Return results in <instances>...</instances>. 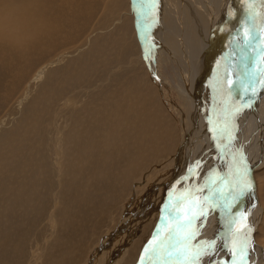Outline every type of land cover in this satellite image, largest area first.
<instances>
[{"label": "bare ground", "instance_id": "6f19581e", "mask_svg": "<svg viewBox=\"0 0 264 264\" xmlns=\"http://www.w3.org/2000/svg\"><path fill=\"white\" fill-rule=\"evenodd\" d=\"M54 1L5 0L2 2L0 4V40L4 41L5 44L7 42L9 47L13 48L14 51L15 48L21 51H30L35 46L34 49L40 51L42 54L53 51L65 37L67 39H77L82 32L79 30L80 25L77 27L78 30L76 29V31L80 32L72 31L73 33L71 35L69 33V36L66 34V36L60 37L62 31L60 28H65L66 23L69 25L70 20L58 11L53 13L52 18L48 17L47 10L50 11L51 9L47 6ZM95 1L84 0L82 2L85 5L84 7L90 6L92 8ZM105 1L109 2V0ZM143 1H146L144 8L147 6L148 9V13L145 16H147L148 21H151V30L150 28L144 30V34L146 37L149 36L153 39V56L158 52V46L165 47V51L162 50V53L168 59V66L175 64L176 69L174 75H180L185 79L183 86L179 89L183 91V96L181 95V100L180 98L175 99L176 105L178 106H173L174 99L171 104L172 108L169 107L168 103H162L168 109H172L171 113L173 115H180L179 121H176L177 119L175 117L171 119L167 113L168 111L159 106L154 99L156 91L158 94H161V91L163 94L162 97L165 98L167 93L165 87L169 86V82L162 76L158 84L154 83L152 81L153 79L151 80V84H149L147 78L142 76L138 71V74L130 71L133 74H130L131 76L129 74L125 75L122 77L124 80L117 79L118 76L115 71L122 69V72L126 73L129 67L120 68L119 62L114 59L113 48L107 46L108 48L105 47L107 48L105 50L106 57L104 55L101 56L102 61L103 59L107 61L106 68L110 67V69H106L111 72V74H107L108 76H106L108 77V81L104 78V81L110 82V85L106 88V93H93L90 99L79 108L78 118H76L79 120L77 130L72 131L73 133L71 135L69 134L70 137L65 139L67 140L64 145V155L66 156L63 160L70 167L80 164L81 170L79 171L82 173L81 176H89L91 174V176H96L100 180H104L106 175H113L112 179L115 185L119 180H123L127 184L130 182L131 184L136 183V186L140 190L145 186V190L140 197H138L139 191L136 193L135 190L131 192L129 197L131 200H133V197L138 198V200L144 198L142 202L147 203L151 208H155L157 214L161 216V219L158 223L157 230L153 231V235L155 236L152 239V243L156 245L154 247L155 254H150L148 257L147 255L149 254H146L144 251V255H141L142 259L140 260V264H264V245L263 247L258 245L255 237V231L259 223L264 221L262 205L257 200L259 199L257 196L259 184H257L255 178V170L264 164V0H210L213 5L207 0H151V3H148L149 0ZM75 2L78 5L79 1L75 0ZM161 5L163 7L159 10V6ZM67 6L69 7V5ZM213 6L216 8V12ZM28 11L30 13L27 15L26 12ZM134 12L137 18H139L140 12H138L137 6H135ZM86 13L87 9H84V14L87 15ZM141 15L143 16V12H141ZM156 21H159L157 27L155 26ZM139 24L140 21L137 25ZM37 37L41 38V40H37ZM141 42L145 45L144 49L149 53L150 45L147 43V39L142 37ZM66 43H74V41ZM68 48L70 49V47ZM75 48L77 47L75 46ZM94 54L96 53L87 55L90 56V59L96 58L97 60L98 57H94ZM141 56L140 54V61H142ZM8 59L10 60V57ZM177 59L184 67H178ZM61 60L59 61L61 62ZM1 61L5 63L3 60ZM55 61L54 56L50 62ZM98 62L96 61V63ZM89 66L91 65L89 64ZM31 67L32 65H30ZM98 68L97 70H99ZM100 70L104 72L103 67ZM44 71L45 69L42 67L36 75L32 76L34 77L33 81H37V79L43 77ZM24 79L26 80L25 77ZM28 79L27 81H29ZM69 79L72 81V78ZM25 80L24 82L27 83ZM67 81L70 82L69 80ZM99 82L98 77H93V85ZM60 83L62 82L60 81ZM27 84L29 85V83ZM29 87L31 88V86ZM15 89L14 92L17 91ZM168 89L170 93L176 96L177 93L174 94L175 90L171 85ZM66 90L69 91L68 89ZM4 96L6 97V95ZM36 98L34 99L37 100ZM178 99L180 100V106H183L182 111L178 109L180 108ZM40 102L39 100L36 103ZM51 102L53 103L54 101ZM34 105L36 106L37 104ZM165 106L163 107L166 108ZM32 108L30 107L29 109ZM35 122L38 121L35 120ZM176 124L180 129L179 133L177 132V136L174 134V139L177 140L179 138L178 144L170 139ZM30 126L32 128H29L32 131L34 127L33 123H30ZM20 134L21 132L18 135ZM81 134L83 141L81 155L71 156L74 150V143L76 142L74 140L80 137ZM58 144L60 146V142ZM175 144L177 146H174ZM4 150L6 149L0 148L1 156L4 155ZM165 151L172 158L166 159L164 157L166 156ZM53 152L51 151V153ZM59 154L61 155V153ZM54 157L56 159L57 156ZM237 159L239 160L237 161ZM150 167H155L156 171V174L152 178L146 176V172L150 170ZM0 172L2 171L0 170ZM139 173H141V179H139ZM36 177L33 173V176L30 178L35 180ZM75 178L71 181H75ZM53 180L55 183L59 181H56L54 178ZM121 182L119 181V183ZM66 183L68 182L66 181ZM89 183L90 179H87L86 186ZM79 184L82 185V183ZM72 185L70 188L72 189L70 190L72 191L71 195L76 197L74 196L75 189L72 188ZM2 190L0 191L2 192ZM79 192L77 197L80 195ZM43 197H40V199ZM56 197H58V194ZM149 198H155L156 204L151 203V199L149 200ZM43 199L44 201L41 199L42 201H38L39 203L36 205L41 211L46 208L44 206L45 198ZM49 201L52 206L51 200ZM21 205L23 207L25 206V204ZM77 205L79 204L76 203ZM12 206H10L12 209L14 207L16 208V206ZM26 206L28 207V205ZM31 206L34 207L33 204ZM91 208L90 206L89 209ZM92 209L95 211L94 208ZM30 226L33 225L29 224ZM33 228L31 227V230ZM17 230H20V228ZM25 232L28 231L26 230ZM33 238H35L34 235ZM41 238L40 240H42ZM37 242L39 241L37 240ZM147 258H149V261H147Z\"/></svg>", "mask_w": 264, "mask_h": 264}, {"label": "rangeland", "instance_id": "374dc122", "mask_svg": "<svg viewBox=\"0 0 264 264\" xmlns=\"http://www.w3.org/2000/svg\"><path fill=\"white\" fill-rule=\"evenodd\" d=\"M4 1L5 0H0V4ZM78 1L79 2L77 5L76 4L77 2H75V0H70V1L55 0L54 2L48 4L47 6V7H50L51 9L50 11L47 10L48 17L52 18L54 15L53 13L58 11L60 12V14H62L64 17L70 20V24H69L70 26H69L66 23V19H65V23H66L65 28H62V27L60 28V30H62L60 37L66 36V34L67 36H69V33L71 35L73 32L82 31L77 37V39H67L65 37V39L60 43L61 45L59 44L58 47L55 48L53 51L49 53L48 52L42 53V54L40 51L34 49L35 46L32 47L30 51L29 50L21 51L20 49H16V48L14 51L13 48L9 47L7 42H6L7 44L6 45L4 41L0 40V91H1L0 100L2 99L0 101V124H1L0 125V139H1L0 148L6 149L4 150V155L3 156L0 155V158H1L0 170L2 171L0 172V182H1L0 190H2L3 188L2 192L0 191V260L1 259L3 260V261L1 260L2 262L0 261L1 264H140V260L142 259V256L144 255L145 252L146 254H149L147 255L148 257L150 256V254H155L154 247L156 245L152 243V239L155 236L153 235V231L157 230L159 226L158 223L161 219L160 218L161 216L157 214V210L155 208H151V206L147 205V203L142 202V199L144 201V198H141L138 200V198L133 197V200H131V198L129 197L131 192H133L134 190L136 193L139 191L138 197H140L141 194L145 190V186L142 190H140L136 186V183L131 184L130 182L127 184L123 180H119L120 182L121 181L124 182L123 184H121L122 182L119 183L118 181L115 185L114 180L112 179L113 175H106L104 180H100V178L99 177L97 178L96 176H91V174L89 176H81L82 173L81 171H79L81 170L80 164L70 167L69 165L65 164V160H63L65 159V156H66L64 155L65 154L64 145L67 142V140L65 139H68L70 135L75 130H77V126H78L77 123L79 122V120L76 118H78L77 115H78L79 108H81V106L88 99H90L93 93H96V92L106 93L107 92L106 88H108V86L110 85V82L109 83L107 82L108 77L106 76L111 74V72L106 70V69H110V67L106 68L107 61L105 59H103L102 61L101 55H104V56L106 55L105 50L109 46L113 48L114 59L119 62V67L120 68L129 67L128 69L129 72L127 71L126 73H123L122 69L121 70L119 69L120 71L119 70L115 71V73L117 72L116 73L118 76L117 79L124 80L122 77H124L127 74L131 76L133 73L138 74V72H140L142 76H145L147 78V82L149 84H151L152 79L154 83L158 84L159 79L162 76L169 82V86L171 85L172 88L175 90L174 94L177 93L176 96L170 93L168 89L169 86H168V87H165L166 88L165 91L167 92L165 95V98L162 97L163 94L161 91H160L161 94H158V92L156 91L155 93L156 95L154 94V99L159 106H161L164 110L168 111L166 112L170 115V118L173 119L175 117L177 119V120L175 119L176 121H179L178 119H180V115H176V116L173 115V113H171L172 109H168L164 104L168 103L169 107H171L172 100L174 99L173 106H178L176 105L175 99L180 98L181 100V95L183 96V91H180L179 89H181V87L183 86L185 79H183L180 75L179 76L174 75L175 69H176L175 64H171L170 66H168V59L164 55V53H162L163 52L162 50L165 51V47L161 45L158 46V52L156 53L155 56H153L152 54L153 39L149 36L146 37L144 34V30H147L148 28L151 27V21H148L146 18L147 16H145L148 13L147 6L144 8V3L146 1L144 2L143 0H118V1L109 0L108 2L105 0H96L92 8H90V6L84 7L85 5L82 2L84 0H81V2L80 0ZM207 1L211 2L210 0H207ZM68 3H70L71 5ZM148 3H151V0H149ZM211 4L213 5L212 2ZM67 5H69V7ZM135 6L138 7V12H140L139 18H137V16L135 15V12H134ZM161 7H163V5L159 6V10L161 9ZM84 9H87V13H86L87 15L84 14ZM213 9L215 10V12L217 11L214 6H213ZM141 12H143V16L141 15ZM29 13L30 11L26 12L27 15ZM74 21H76L77 23ZM139 21H140V24L137 25ZM158 22L159 21H156L155 23L156 27L158 26ZM61 23H62V20H61ZM79 25H80V29H79L80 31H76ZM142 37H145L147 39V43L150 45L149 53H147V51L144 49L145 45L143 44V42H141ZM37 40H41V38L37 37ZM71 41H74V43H69V44L66 43V42H71ZM115 43H116V46H115ZM74 45L77 48H75ZM68 47H70V49ZM134 47L137 49H135ZM100 48L103 49L104 51L101 50ZM7 51H8V54H7ZM92 53H96L94 54V57H98L97 60L96 58L94 59L93 57H92L93 59H90V56L88 55H91ZM140 54L142 55L141 56L142 61L139 60ZM36 55L38 56L40 60L37 58ZM54 56H55L56 63L55 62L51 63L50 62L51 58ZM9 57H10V60L8 59ZM1 60H3V62L5 63H2ZM59 60H61V62ZM81 60L83 61V63ZM86 60H88V62H86ZM8 61L10 62L8 63ZM24 61H26L27 63ZM91 61L93 62V64ZM96 61H99V62L96 63ZM123 61H125L124 63L126 65L123 63ZM78 62H79V65H78ZM177 63H178L179 68L184 67L182 63L178 61V59H177ZM89 64L91 66H89ZM30 65H32L31 68H30ZM9 66H11L12 68ZM15 66L17 67L15 68ZM23 66H26V67L23 68ZM42 67H44L46 71V72L44 71L42 75L44 78L41 77L37 79V81H33L34 77L32 76L36 75L42 69ZM97 67H99L98 68L99 70H97ZM102 67L104 68V72L100 70L102 69ZM131 67L132 69H130ZM71 69H73L74 71ZM9 71L11 74L9 73ZM130 71L133 73L131 74ZM23 74L28 75V76H24ZM79 75L82 76L83 78L81 77L82 78L81 79ZM7 77H10V78H7ZM24 77L26 78V80L24 79ZM93 77H98L100 80L98 84H101V85H98V84L93 85L92 83ZM27 78H29L28 79L29 81H27ZM69 78H72V81ZM78 78L80 79L78 80ZM104 78L107 81H104L105 80ZM18 79L19 81H17ZM30 79H31V82H30ZM52 79L53 80L55 79V80L53 81ZM73 79L75 80L77 79V80L75 81ZM24 80L27 81L29 85L26 82H24ZM67 80H69L71 83L68 82ZM60 81L62 83H60ZM22 83L23 84L26 83V84L23 85ZM55 83H57V85H55ZM68 84L69 86H67ZM26 85L28 87L31 86V88L33 86V88L32 89L30 87L28 88ZM23 86L26 88H24ZM45 88L47 89L46 91H45ZM64 88L68 89L69 91H67L66 89L64 90ZM14 89L15 91L16 90L17 91L14 92ZM41 89L43 90L41 91ZM80 89L81 91H79ZM71 92L72 94H70ZM3 94L6 95V97ZM8 94L11 97L12 96L13 97L11 98ZM3 97L4 99L5 98L6 99L4 100ZM51 97L53 98L51 99ZM34 98H36L37 100H35ZM54 98L55 100H53ZM10 99L11 101H9ZM39 100L41 102L36 103ZM180 100L178 99V104L180 107L178 109L182 111L183 106H180ZM50 101H54V102L50 103ZM34 104H37V105L35 106ZM66 106L67 108H65ZM163 106H165L166 108H164ZM30 107L31 108L35 107V108L34 109L32 108L33 109L32 110V109H29ZM27 110L29 111V113ZM66 110H68V112H66ZM21 119L23 121L26 120L24 122L25 125ZM73 119L74 120L76 119V120L74 121ZM35 120L38 122H35ZM41 122H43L44 124ZM19 123H21L20 126L22 125L21 128L19 126ZM30 123H33L34 125L32 131H34L35 134L30 129L32 128L30 126ZM72 123H73V126H72ZM179 131H180L179 126H177L176 124L170 136V139L174 140L176 144L179 143V140H178L179 138H177V140L174 139V134L177 136ZM20 132L22 135L21 134L18 135ZM24 134L26 136H28L29 134V136L26 137ZM60 134H61V137H60ZM35 138L38 139L36 142H35L36 140ZM56 138H58L59 140ZM77 139L74 140L76 141L74 143L75 151L73 150V153L71 156L81 155V150L83 146L82 134ZM5 142L6 144H4ZM59 142L62 148L59 146L58 144ZM16 143H19L20 145ZM61 143L63 144L61 145ZM3 144L4 146L2 147ZM54 144H55V148H54ZM56 144L59 146V148ZM176 144L174 146H177ZM52 146H53V149H52ZM56 147L58 148V150L59 149L60 150L58 151ZM47 148L49 149V151ZM50 150L52 152L53 151L55 152L51 153ZM58 152L61 153V155ZM165 155L166 156L164 157H166V159L172 158V156L169 155L167 151H165ZM52 156L53 158H51ZM54 156H57L56 159ZM60 162L63 165H61ZM52 165H55V166H52ZM37 166H40V167H37ZM149 169L150 170L146 172L147 173L146 176H148L149 178H152L156 174L155 167H150ZM77 171H79L80 173L78 172L79 173L78 174ZM33 173L35 174V177L37 176L35 180H32L30 178L33 176ZM140 176H141V173H139V179H141ZM53 178L56 181L58 180L59 181L55 183ZM73 178H75V181L74 180L71 181ZM255 178H256L257 184H259L258 191H257V196L259 199L257 200H259L262 205V213L264 216V164H262V166H259V168L257 167V169L255 170ZM87 179H90V183L88 184V186H86ZM66 181L69 184L66 183ZM72 183L74 186L72 185ZM79 183H82V185ZM98 184H100L101 186ZM71 185H72V188L75 189L74 196L76 197H73V195H71V192H72L70 191L72 190L70 189ZM64 188L66 191L64 190ZM78 192L80 194L79 195L80 199L79 197H77ZM56 193L58 194V197H56L57 196ZM59 195H61L62 197L61 196L59 197ZM92 195H94L95 197ZM46 196L48 197L46 198ZM40 197L45 198L44 206L46 208L45 210H42V211L38 209V206H36L37 203H39L38 201L40 202L42 200L44 201V199L41 198L42 199L41 200ZM48 199L51 200L52 206L50 205V201ZM93 199L94 201H92ZM150 199L151 198H149V200ZM73 201H76V202H73ZM137 201L139 202L136 203ZM7 202L9 203L10 206L14 205L16 206L17 209H20V210L17 211V209L14 206H12L14 207L13 209H16V210H13L8 205ZM76 203L79 205L76 206ZM97 203L99 204L97 205ZM151 203L156 204L155 198L151 199ZM21 204L23 205L25 204L24 206L25 208ZM32 204L34 207L31 206ZM26 205H28V207ZM80 205L81 207L83 205L85 207L83 206L84 208L83 207L81 208ZM90 206L94 208L95 211H93L92 208L89 209ZM49 210L50 212H48ZM42 218H45V219H42ZM49 219L50 220L53 219V220L50 221ZM28 223L33 226L29 227ZM262 223H264V221L259 223V226L257 227V230L255 231L256 232L255 237H256V241L258 245H261L263 247L264 245V224L262 225ZM31 227L32 228L36 227V228H33L32 230L34 229L35 230L32 231ZM19 228L20 230H17ZM23 229L25 231L27 230L28 232H25ZM39 232L40 233L42 232L44 235L42 233L40 234ZM84 232L87 234H85ZM32 234L34 235L36 239L33 238ZM40 238L42 240H40ZM112 238L114 239L113 241H112ZM37 240L39 242H37ZM26 243L29 245H27ZM65 247L66 248L68 247L69 249L68 248L66 249ZM117 250L119 251L117 252ZM147 261H149V258H147Z\"/></svg>", "mask_w": 264, "mask_h": 264}, {"label": "water", "instance_id": "95a60500", "mask_svg": "<svg viewBox=\"0 0 264 264\" xmlns=\"http://www.w3.org/2000/svg\"><path fill=\"white\" fill-rule=\"evenodd\" d=\"M247 12H248V11H247ZM235 155H236V154H235ZM234 159L236 160V158H234ZM238 160H239V159H237V161H238ZM237 161H236V162H237Z\"/></svg>", "mask_w": 264, "mask_h": 264}]
</instances>
